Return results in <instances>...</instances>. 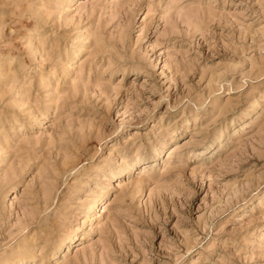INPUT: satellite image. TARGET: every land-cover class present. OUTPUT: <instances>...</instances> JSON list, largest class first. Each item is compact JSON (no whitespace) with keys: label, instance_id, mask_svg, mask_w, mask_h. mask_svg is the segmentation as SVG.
<instances>
[{"label":"rangeland","instance_id":"374dc122","mask_svg":"<svg viewBox=\"0 0 264 264\" xmlns=\"http://www.w3.org/2000/svg\"><path fill=\"white\" fill-rule=\"evenodd\" d=\"M0 264H264V0H0Z\"/></svg>","mask_w":264,"mask_h":264}]
</instances>
